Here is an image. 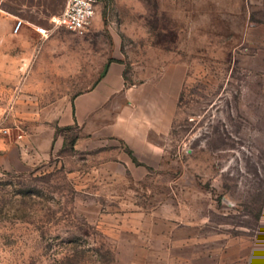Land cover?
<instances>
[{"label":"rangeland","instance_id":"rangeland-1","mask_svg":"<svg viewBox=\"0 0 264 264\" xmlns=\"http://www.w3.org/2000/svg\"><path fill=\"white\" fill-rule=\"evenodd\" d=\"M64 6L0 0V264H250L264 0H99L83 34ZM112 63L125 91L78 114Z\"/></svg>","mask_w":264,"mask_h":264},{"label":"crops","instance_id":"crops-1","mask_svg":"<svg viewBox=\"0 0 264 264\" xmlns=\"http://www.w3.org/2000/svg\"><path fill=\"white\" fill-rule=\"evenodd\" d=\"M122 73V65L112 63L104 75L81 95V99L77 103L78 114L97 113L98 107L104 102V99L121 91L124 92ZM253 252L250 264H264V249H254Z\"/></svg>","mask_w":264,"mask_h":264},{"label":"built area","instance_id":"built-area-1","mask_svg":"<svg viewBox=\"0 0 264 264\" xmlns=\"http://www.w3.org/2000/svg\"><path fill=\"white\" fill-rule=\"evenodd\" d=\"M99 0H66L64 9L58 15L51 17L50 22L55 27L64 29L77 34H83L92 23L96 13ZM23 21L18 19L14 24L13 32L17 33ZM35 31L41 39L49 36L48 28L44 26H35Z\"/></svg>","mask_w":264,"mask_h":264}]
</instances>
